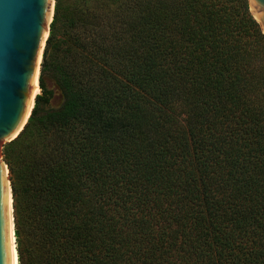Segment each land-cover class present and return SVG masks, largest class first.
<instances>
[{"label": "trees", "instance_id": "obj_1", "mask_svg": "<svg viewBox=\"0 0 264 264\" xmlns=\"http://www.w3.org/2000/svg\"><path fill=\"white\" fill-rule=\"evenodd\" d=\"M41 72L3 151L19 264H264L249 0H56Z\"/></svg>", "mask_w": 264, "mask_h": 264}, {"label": "water", "instance_id": "obj_2", "mask_svg": "<svg viewBox=\"0 0 264 264\" xmlns=\"http://www.w3.org/2000/svg\"><path fill=\"white\" fill-rule=\"evenodd\" d=\"M55 3L56 0H0V264H16L11 180L8 164L1 160V143L19 136L32 114L35 94H41L37 82L39 61L41 72ZM249 4L264 32V0H249Z\"/></svg>", "mask_w": 264, "mask_h": 264}, {"label": "rangeland", "instance_id": "obj_3", "mask_svg": "<svg viewBox=\"0 0 264 264\" xmlns=\"http://www.w3.org/2000/svg\"><path fill=\"white\" fill-rule=\"evenodd\" d=\"M43 62V61H42ZM41 70H42V64H41ZM40 72V71H39ZM41 73L39 74V86H40V79H41ZM43 80L45 82L46 88L49 91L48 97H49V103L47 107L57 108L59 107L63 102V95L61 92V89L59 88L57 82L53 78L52 70H47L43 75ZM40 92L42 94V89L40 87ZM40 94V93H39ZM38 94V95H39ZM37 95V96H38ZM36 96V97H37ZM12 141V140H11ZM10 141H4L1 143V160L5 161L4 158V146L9 143ZM6 162V161H5ZM7 163V162H6ZM20 181H23L22 179Z\"/></svg>", "mask_w": 264, "mask_h": 264}, {"label": "bare ground", "instance_id": "obj_4", "mask_svg": "<svg viewBox=\"0 0 264 264\" xmlns=\"http://www.w3.org/2000/svg\"><path fill=\"white\" fill-rule=\"evenodd\" d=\"M52 13H53V10L51 12V15H50V18H49V21L51 20V16H52ZM47 31H46V34H45V38L47 37ZM45 38H44V42H43V45L45 43ZM40 60H41V56H40ZM39 71H40V61H39V69H38V76H37V82H38V87H39V91H40V86H39ZM39 93H36L35 94V97H34V103L31 107V110L33 108V106L35 105V99H36V96L38 95ZM30 110V111H31ZM30 113V112H29ZM18 133V132H17ZM13 138V137H12ZM8 181H9V178H8ZM9 191H10V202H11V214H12V225H13V236H14V247H15V258H16V264H19V260H18V252H17V247H16V236H15V226H14V219H13V194H12V189H11V185H10V181H9Z\"/></svg>", "mask_w": 264, "mask_h": 264}]
</instances>
